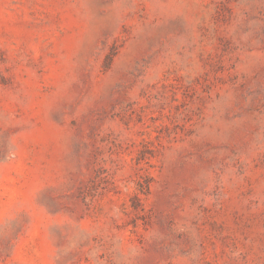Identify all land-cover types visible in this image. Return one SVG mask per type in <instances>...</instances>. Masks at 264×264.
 Returning <instances> with one entry per match:
<instances>
[{
    "label": "rangeland",
    "instance_id": "1",
    "mask_svg": "<svg viewBox=\"0 0 264 264\" xmlns=\"http://www.w3.org/2000/svg\"><path fill=\"white\" fill-rule=\"evenodd\" d=\"M0 264H264V0H0Z\"/></svg>",
    "mask_w": 264,
    "mask_h": 264
}]
</instances>
